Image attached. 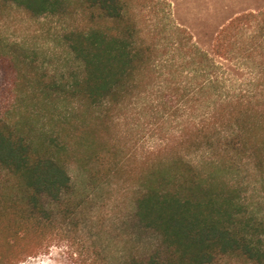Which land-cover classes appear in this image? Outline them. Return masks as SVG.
I'll return each instance as SVG.
<instances>
[{"label":"trees","instance_id":"1","mask_svg":"<svg viewBox=\"0 0 264 264\" xmlns=\"http://www.w3.org/2000/svg\"><path fill=\"white\" fill-rule=\"evenodd\" d=\"M0 2L34 17L75 3L86 18L65 34L80 71L68 81L40 79L30 96L32 112L51 126L20 105L13 112L0 105V264L47 244L70 208L71 162L94 186L125 173L117 165L116 110L156 88L155 107L170 122L180 118V134L133 175L140 185L134 215L160 244L124 264H218L228 256L264 264V217L250 203L257 189L264 194V7L228 20L211 52L185 37L180 62L161 57L136 0ZM180 148L201 156L193 161Z\"/></svg>","mask_w":264,"mask_h":264},{"label":"rangeland","instance_id":"2","mask_svg":"<svg viewBox=\"0 0 264 264\" xmlns=\"http://www.w3.org/2000/svg\"><path fill=\"white\" fill-rule=\"evenodd\" d=\"M136 7L149 40L160 45L161 57L181 62L187 54L178 44L185 37L211 52L217 31L228 20L263 8L264 0H136ZM85 21L75 3L63 14L34 17L17 5L0 2V105L11 112L20 105L23 111L31 110L41 126H47V117L36 109L32 112L31 93L41 86L40 79L63 82L80 71L65 34ZM156 89L154 94L116 110L117 165L125 173L111 174L94 186L89 184L86 171L71 162L74 191L69 210L58 216L44 248L17 264H124L159 246L160 236L134 215L140 185L133 176L149 166L160 150L166 151L173 135L180 134V118L170 122L164 109L155 107L161 95ZM179 151L184 152L182 148ZM184 153L193 161L201 156L200 152ZM254 195L256 199H250L253 211L264 217V194L257 189ZM256 201L259 205L255 206ZM218 264L252 263L228 256Z\"/></svg>","mask_w":264,"mask_h":264}]
</instances>
